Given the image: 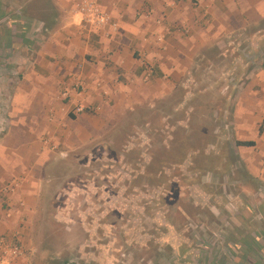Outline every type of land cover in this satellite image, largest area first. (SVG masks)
Wrapping results in <instances>:
<instances>
[{
	"label": "rangeland",
	"instance_id": "rangeland-1",
	"mask_svg": "<svg viewBox=\"0 0 264 264\" xmlns=\"http://www.w3.org/2000/svg\"><path fill=\"white\" fill-rule=\"evenodd\" d=\"M261 25L204 53L171 95L119 108L52 167L37 264H264V182L248 171L264 147L236 145L253 136L236 108L264 69Z\"/></svg>",
	"mask_w": 264,
	"mask_h": 264
},
{
	"label": "crops",
	"instance_id": "crops-1",
	"mask_svg": "<svg viewBox=\"0 0 264 264\" xmlns=\"http://www.w3.org/2000/svg\"><path fill=\"white\" fill-rule=\"evenodd\" d=\"M96 2L115 23L108 36L81 30L78 0H0V186L20 182L15 192L0 195V238L18 245L20 254L6 260L0 249V264H37L40 241L32 232L47 176L68 152L105 133L96 125L111 128L119 108L171 95L202 65L204 53L231 46L242 30L264 23V0ZM144 63L154 67L152 80L143 79ZM76 82L87 89L81 97ZM243 85L236 109L244 118L236 124L254 128L244 141L258 150L264 147V69ZM79 99L93 105L94 114L72 117ZM259 160L248 171L264 182V153Z\"/></svg>",
	"mask_w": 264,
	"mask_h": 264
},
{
	"label": "built area",
	"instance_id": "built-area-1",
	"mask_svg": "<svg viewBox=\"0 0 264 264\" xmlns=\"http://www.w3.org/2000/svg\"><path fill=\"white\" fill-rule=\"evenodd\" d=\"M77 9L80 15V28L85 32L90 34L101 32L104 36H108V29L115 27V23H113L110 20V17L101 10L96 0H78ZM142 74L144 80H148L152 77L154 74L153 65L144 63ZM73 90L76 92L77 97H81L87 92L86 87L80 82L74 83ZM61 97L63 100L69 102V91L63 90ZM94 112L95 109L93 105L86 104L80 99L72 105L69 111L70 115L74 117L82 114H94ZM19 184L20 182L17 179L2 184L0 186V195L15 192L18 189ZM0 249L6 260H15L20 254V247L13 242H8L3 237L0 238Z\"/></svg>",
	"mask_w": 264,
	"mask_h": 264
},
{
	"label": "trees",
	"instance_id": "trees-1",
	"mask_svg": "<svg viewBox=\"0 0 264 264\" xmlns=\"http://www.w3.org/2000/svg\"><path fill=\"white\" fill-rule=\"evenodd\" d=\"M261 131H262V128L260 127L259 132L261 133ZM236 145L239 147L251 148L255 146V143L253 141H237Z\"/></svg>",
	"mask_w": 264,
	"mask_h": 264
}]
</instances>
